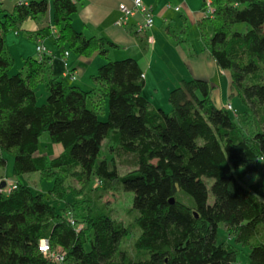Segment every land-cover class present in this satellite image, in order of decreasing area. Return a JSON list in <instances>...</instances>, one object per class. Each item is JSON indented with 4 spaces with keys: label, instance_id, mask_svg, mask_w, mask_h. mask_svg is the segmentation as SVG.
<instances>
[{
    "label": "trees",
    "instance_id": "1",
    "mask_svg": "<svg viewBox=\"0 0 264 264\" xmlns=\"http://www.w3.org/2000/svg\"><path fill=\"white\" fill-rule=\"evenodd\" d=\"M78 1H19L10 11L0 5V151L13 154L17 177L38 173L40 181L52 182L47 197L19 179L0 188V264H48L38 250L42 239L61 247L67 264H239V245L248 248L246 264H264V116L252 130L246 126L256 106L264 114V0H203L211 14L197 22L201 36L212 28L204 49L229 72L231 94L243 104L238 121L213 103V86L200 78L183 79L169 91V112L152 108L138 62L108 60L113 43L73 29ZM49 7L50 35L61 53L66 44L107 60L93 77L95 91L49 77L46 100L38 105L44 59L27 58L24 71L9 74L5 36ZM43 133L61 144L59 155H35ZM104 141L130 166L124 175L113 156L101 158ZM92 178L97 184L90 191L132 193L139 231L133 254L121 247L129 234L123 224L93 199L77 202L63 186L68 179L90 186ZM220 225L225 241H218Z\"/></svg>",
    "mask_w": 264,
    "mask_h": 264
},
{
    "label": "crops",
    "instance_id": "2",
    "mask_svg": "<svg viewBox=\"0 0 264 264\" xmlns=\"http://www.w3.org/2000/svg\"><path fill=\"white\" fill-rule=\"evenodd\" d=\"M19 1L27 3L30 0H1V8L10 11ZM165 1L166 0H142L145 5L152 8L153 12V26L149 30L142 31L143 33L138 30V27L143 22L140 13H136L134 16L129 17L122 25L117 24V20L121 16L120 11L118 10L119 4L130 6L132 0H79L77 2V11L71 15V25L75 31L81 32L87 38L103 37L114 44L113 47L108 48L106 55L108 60L131 57L138 62L144 80L142 94L146 99L148 97L145 90L150 86H153L155 93L160 91L161 87L166 89L167 95L171 90L168 83L163 79L167 72L166 66L169 61L163 47L156 44L155 41L160 37L162 31L160 29V24L158 23L162 20L166 11L163 3ZM176 7L177 6H175V8ZM175 11L181 12V9L178 8V10ZM204 15L208 16L209 14ZM204 15L201 14V17L195 20L196 24L204 17ZM182 17L184 20L186 19V15H182ZM51 27L52 11L51 7H49L43 16H40L37 19L28 18L24 20L13 32L16 37H19L20 33H25L27 35L28 40L24 39L20 42L22 47L28 46L29 48L27 49H30L24 51V56L27 58L34 57L33 55L35 52L32 50V43H34V48H37L39 43L44 47V53L38 54L36 52L38 57L35 56V59L39 60L41 55H43L42 60L44 59V62H42L43 65H41L42 82L40 84H44L46 87V80L49 77H63L70 84L75 85L84 91H95L96 85L93 81V77L97 73L98 68L105 63L107 59L103 58L97 52H93L90 56L79 55L72 50H69L66 44L64 45V48L65 51H67V55H64L53 42L50 35L52 32ZM45 30H49L48 34L45 33ZM167 31L169 30L167 29ZM180 34L178 36L175 35V37L180 41L184 40L185 38L183 34L181 36ZM46 36H48V38H46ZM149 38L153 39L152 43L148 41ZM46 40H50V42L46 43ZM36 48L34 51H36ZM194 53L190 54L181 51L180 57L174 54L175 61L172 63V71H176L175 80L179 81V78L180 81L190 78L207 80L213 86L211 94L213 103L215 104L214 100L219 96L220 104H215L217 107H225L227 104L231 105L229 101L224 100V97L229 100L230 97L235 95L231 94L230 91L229 72L219 69L215 61L209 56L205 49L201 54H198L197 52ZM108 56H111L112 59H109ZM24 70L25 68L23 71ZM217 71L224 73L227 77L228 85L227 87L225 86L226 94H224V90L218 87L214 82L213 76H215ZM71 73H74L76 78L71 79L69 76ZM90 78L91 82L88 80ZM86 84L87 86L89 85L88 88L91 87V89H86ZM39 85L37 86V89ZM147 100L154 109L161 108L166 110V107L169 109L168 102L164 105L159 101H155L154 96ZM3 179H5V177L0 176V184Z\"/></svg>",
    "mask_w": 264,
    "mask_h": 264
},
{
    "label": "rangeland",
    "instance_id": "3",
    "mask_svg": "<svg viewBox=\"0 0 264 264\" xmlns=\"http://www.w3.org/2000/svg\"><path fill=\"white\" fill-rule=\"evenodd\" d=\"M163 3L165 6L164 8L166 10L164 16L162 17V20L164 22L161 20L158 23L160 24V29L162 31L160 33V37H158L157 40L155 41L156 44L163 47L167 59L169 61L168 65L166 66L167 72L164 75L163 79L166 81V83H168L170 89H172L176 87L180 81V78L179 81L175 80L176 71H172L173 70L172 63L175 61L174 54L180 57L181 51L190 54H193L194 52H197L198 54L203 53L204 48H206L208 38L212 33V28L210 26H207L206 35L201 36V33L199 32L197 28V24L195 22L196 19L201 17V14L203 15L207 14L208 8L206 4L203 5V0H166ZM175 6L181 9V12L175 11L174 10ZM210 14L211 13H209V15ZM182 15H186L185 20L182 17ZM204 17L206 16L204 15ZM243 28L244 27L242 25L238 26V29H243ZM149 29L150 28H148L147 30ZM167 29L169 31H167ZM15 30L16 29H10L5 36V47L7 49L9 56L12 59V63L9 66V74H14L23 71V69L26 66L25 62L27 59V57L24 56L25 55L24 51L30 50L27 49L29 48L28 46L22 47L20 45V42L23 41L24 39L28 40L27 35L25 33H20L19 37H16L13 33ZM48 32L49 30H47L45 33L48 34ZM179 34L180 36L183 34L185 39L180 41L177 37H175V35L178 36ZM46 38H48V36H46ZM49 42L50 40H46V43ZM32 45H33L32 50L33 52H35L33 55L34 57L32 58L35 59V56L36 57L38 56L36 51H34V49L36 48V47L34 48V43H32ZM108 57L109 59H112L111 56ZM213 79L215 84L218 87L222 88L224 90V94H226L225 86L227 87L228 85L226 75L222 72L217 71L215 73V76H213ZM88 80L90 81L91 78ZM88 86L86 84V89H91V87L88 88ZM153 89H154L153 86L146 88L145 93L147 97L150 99V97L154 96L155 101H159L160 103H163L165 105L166 102H168V95L166 94L167 93L166 89L161 87L160 91H158L157 93H155ZM36 92H37V104L40 105L45 102L47 96V90L44 84H40ZM92 98H94V95H92ZM224 98H225L224 100L229 101L233 109L236 110V114H233L232 112L229 111L233 116V118H236L237 121L240 120L243 114L242 112L243 104L240 98L237 95H233L232 97H230L229 100H227L226 97ZM219 101L220 100L218 96L217 98H215L214 102L215 104L218 105L220 104ZM87 104L88 107H90V99ZM170 108L171 107L169 104V109L168 107H166V110L165 109L162 110L164 112H169ZM106 112H107V107H105L104 113L101 112L99 113V118L101 120H106ZM263 116L264 114L261 108L256 106V115L255 117L253 116L251 120H249V124L246 125L247 128L249 130H252L253 125H255V123L260 124L261 118ZM245 130L247 131L246 128ZM61 151H62L61 144L52 143L47 133H43L38 138L37 150L35 152V155L47 156L49 158H52L58 155ZM102 157H105L108 160L111 159V157L113 158L112 160L116 164V169L119 176L124 175L131 169L127 163H124L125 158L121 154L114 153L109 150V144L107 141L103 142L101 158ZM0 159L4 160V164L2 165L0 164V176L5 177V179L2 180V182L5 183L2 189L4 190L9 189L13 185V183H15L19 179L21 182L28 184L34 191L40 192L45 197L48 196V191L52 187L51 181L48 180L40 181L38 173H28L21 175L19 177L14 175L12 169L13 154L10 151H0ZM254 180H255L254 175L248 177V181H254ZM210 183L211 180H207L208 187ZM96 184L97 181L95 178H92V182L90 186L85 183L78 184L76 180L68 179V182H66L65 185L63 184V186L69 189L71 192L77 194L78 196V198L76 199L77 202L80 203L84 200L90 201L93 199L99 205L104 206L105 211L109 213V215L114 220L123 224L127 228L129 234L128 237L122 240L121 247L133 254L134 253L133 242L137 238L139 231L135 225L136 212L131 207L132 193L123 192L118 188H112V187L111 188L104 187L102 188L103 190L99 188L98 190L90 191L91 186L94 187ZM68 199L70 201L73 200V198H68ZM54 204L56 203L54 202ZM82 225L83 224L80 223L79 227H81ZM217 235H218V241H222V240L225 241L226 239H229L227 235L224 233V229L222 225L219 226ZM238 247L240 248L239 258H238L239 264H246L248 258V248L242 245L241 246L239 245Z\"/></svg>",
    "mask_w": 264,
    "mask_h": 264
},
{
    "label": "built area",
    "instance_id": "4",
    "mask_svg": "<svg viewBox=\"0 0 264 264\" xmlns=\"http://www.w3.org/2000/svg\"><path fill=\"white\" fill-rule=\"evenodd\" d=\"M18 4H21V2H18ZM1 5V0H0ZM207 5V14L211 13V7L209 2L206 3ZM118 10L121 13V16L117 20L118 25L124 24L129 17L134 16L136 13H140L143 18L142 24L138 27L139 32L145 31L148 28H151L153 26V12L152 8L150 6L145 5L142 0H132V4L130 6H127L125 4H119ZM175 10H178V7L175 8ZM54 31V30H53ZM148 41L152 43L153 39L149 38ZM44 47L42 44H38L36 48V52L38 54L44 53ZM64 55H67V51L64 52ZM43 55H41L39 60H42ZM71 79L76 78L74 73L69 74ZM225 108L232 112L233 114H236V110H234L231 105L227 104ZM66 217L68 221L73 224V218L71 214L68 212L66 213ZM38 250L42 253L44 259L48 264H67L66 263V252L61 247H53L50 245L48 239H42L38 245Z\"/></svg>",
    "mask_w": 264,
    "mask_h": 264
},
{
    "label": "water",
    "instance_id": "5",
    "mask_svg": "<svg viewBox=\"0 0 264 264\" xmlns=\"http://www.w3.org/2000/svg\"><path fill=\"white\" fill-rule=\"evenodd\" d=\"M4 184H5L4 182H1L0 188H2L4 186ZM170 202H173V199H171Z\"/></svg>",
    "mask_w": 264,
    "mask_h": 264
}]
</instances>
